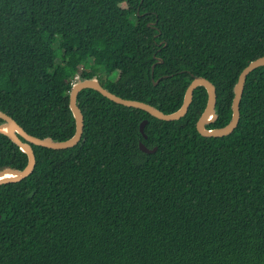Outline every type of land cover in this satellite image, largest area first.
<instances>
[{
  "label": "trees",
  "instance_id": "trees-1",
  "mask_svg": "<svg viewBox=\"0 0 264 264\" xmlns=\"http://www.w3.org/2000/svg\"><path fill=\"white\" fill-rule=\"evenodd\" d=\"M121 5L132 14L108 15ZM249 40L253 60L264 56V0H0V110L66 141L79 74L166 114L199 76L217 92L208 129L222 128ZM207 100L198 87L168 122L82 90L80 143L34 146L33 173L0 187V264H264V67L247 78L231 135L197 132ZM27 163L0 133V170Z\"/></svg>",
  "mask_w": 264,
  "mask_h": 264
},
{
  "label": "water",
  "instance_id": "water-1",
  "mask_svg": "<svg viewBox=\"0 0 264 264\" xmlns=\"http://www.w3.org/2000/svg\"><path fill=\"white\" fill-rule=\"evenodd\" d=\"M163 61L161 60V63ZM264 67V56L256 58L249 62V64L242 70L239 75L238 81L234 86V98L228 107L232 110V118L230 122L222 128L208 129V125L217 121L218 115L216 113L217 92L215 85L204 77H194L193 81L189 84L182 106L175 112L166 114L158 108L136 100H129L119 97L109 90L105 89L98 79L80 80L73 85L70 92L69 106L76 123V131L73 137L66 141H54L52 138L40 139L32 136L23 129L12 117L0 110V133L6 135L8 139L17 145L22 152L27 155L28 163L24 169H15L6 167L0 170V187L10 183H18L30 176L36 167V155L34 146L43 147L52 150H66L78 145L84 133V116L78 106V95L82 90L93 89L99 92L102 96L110 101L128 108L139 109L147 112L152 117L162 121H178L185 117L189 111L194 98V92L198 87L205 88L208 100L206 107L196 123L197 132L206 138H222L231 135L238 127L241 113L240 104L245 90L247 78L257 68ZM158 81L155 82V85ZM148 120H144L140 125V132L146 139L145 127ZM139 148L142 152L147 154L154 153L157 148L149 149L142 142L139 143Z\"/></svg>",
  "mask_w": 264,
  "mask_h": 264
},
{
  "label": "rangeland",
  "instance_id": "rangeland-1",
  "mask_svg": "<svg viewBox=\"0 0 264 264\" xmlns=\"http://www.w3.org/2000/svg\"><path fill=\"white\" fill-rule=\"evenodd\" d=\"M117 14H121L123 16H127L132 14V11L129 10L125 5H121L120 7H113L111 9L108 10V15L109 16H115ZM257 53V45L255 40H249L247 42H245L242 46V54L245 57V59H247L248 61L253 60L255 54ZM93 57V58H91ZM90 58L92 59L93 63H97L99 60L98 58H96L95 56H91ZM86 59V57H82L80 58V64H79V71H83L85 69L84 64L82 63V61H84ZM80 75V74H79ZM79 75L76 76V78L79 79Z\"/></svg>",
  "mask_w": 264,
  "mask_h": 264
},
{
  "label": "built area",
  "instance_id": "built-area-1",
  "mask_svg": "<svg viewBox=\"0 0 264 264\" xmlns=\"http://www.w3.org/2000/svg\"><path fill=\"white\" fill-rule=\"evenodd\" d=\"M78 80H79V79H78V78H76V79H75V83H76Z\"/></svg>",
  "mask_w": 264,
  "mask_h": 264
},
{
  "label": "clouds",
  "instance_id": "clouds-1",
  "mask_svg": "<svg viewBox=\"0 0 264 264\" xmlns=\"http://www.w3.org/2000/svg\"><path fill=\"white\" fill-rule=\"evenodd\" d=\"M79 81H80V80H78L77 82H79ZM77 82H76V83H77ZM76 83H75V84H76Z\"/></svg>",
  "mask_w": 264,
  "mask_h": 264
}]
</instances>
